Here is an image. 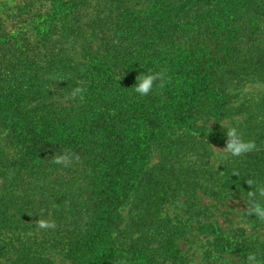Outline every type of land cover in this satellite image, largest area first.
Here are the masks:
<instances>
[{"label": "trees", "instance_id": "1", "mask_svg": "<svg viewBox=\"0 0 264 264\" xmlns=\"http://www.w3.org/2000/svg\"><path fill=\"white\" fill-rule=\"evenodd\" d=\"M262 83L264 0H0V264H187L203 197L245 207L213 250L264 264ZM232 125L256 147L216 163Z\"/></svg>", "mask_w": 264, "mask_h": 264}, {"label": "rangeland", "instance_id": "2", "mask_svg": "<svg viewBox=\"0 0 264 264\" xmlns=\"http://www.w3.org/2000/svg\"><path fill=\"white\" fill-rule=\"evenodd\" d=\"M251 92H256L264 89V83L253 84L246 87ZM223 148H216L213 160L219 163L223 159L221 151ZM158 156L156 155L153 159V163L156 162ZM201 204L206 206L207 215L211 218L204 219L202 223L194 222L195 227L190 228L191 233L187 236L188 239L180 242L182 253L187 260V264H246L237 252L232 253H219L215 252L214 244H212L213 235L212 230L208 227L209 224L215 222L224 230H229L230 226H244L240 211L245 207L242 201L232 200L227 203H213L206 197L201 199ZM252 231H248L250 233ZM261 232V231H260ZM57 264L63 263L61 257H54ZM4 263V261H2ZM2 263V264H3Z\"/></svg>", "mask_w": 264, "mask_h": 264}, {"label": "clouds", "instance_id": "3", "mask_svg": "<svg viewBox=\"0 0 264 264\" xmlns=\"http://www.w3.org/2000/svg\"><path fill=\"white\" fill-rule=\"evenodd\" d=\"M166 75L162 71H153L148 68L146 73H142L138 76L137 83L134 86V91L140 96L148 95L155 84L159 83L160 87L165 85ZM85 89L76 87L71 95L76 97L82 95ZM226 147L221 151L223 159L228 158V154L232 157H239L246 152H250L255 149L256 145L254 141L245 140L243 138V132L239 125H232L226 130ZM73 154L71 152H63L53 156L52 162L56 165H63L67 167L72 163ZM78 160L79 157L77 156ZM237 175V173H233ZM250 190L247 191L246 204L250 205V208L246 210L248 216L255 217L260 221H264V186L257 185L255 190L252 189L253 181L250 179L247 182ZM38 227L40 229L55 228L54 223H49L46 220H39ZM246 264H258V257L256 253H250L246 257Z\"/></svg>", "mask_w": 264, "mask_h": 264}]
</instances>
